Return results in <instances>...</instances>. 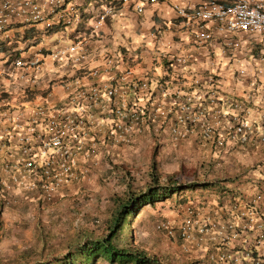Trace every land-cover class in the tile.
<instances>
[{
    "label": "built area",
    "instance_id": "obj_1",
    "mask_svg": "<svg viewBox=\"0 0 264 264\" xmlns=\"http://www.w3.org/2000/svg\"><path fill=\"white\" fill-rule=\"evenodd\" d=\"M161 1L0 0V191L51 204L61 191L88 182L110 148L146 134L207 147L217 159L240 153L252 163L238 177L205 200L185 203L177 221L158 220L154 231L176 244L184 263L264 264L263 70L251 76L246 97L230 89L244 70L227 78L215 70L192 75L188 83L161 77L151 86L116 49L84 75H39L46 58L54 68L83 67L94 53L88 45H101V28L121 5L141 13ZM171 9L195 46L223 39L219 55L239 45L233 36L264 39V0H201ZM52 27L57 40L48 50L41 36L46 41ZM52 87L60 89L57 99Z\"/></svg>",
    "mask_w": 264,
    "mask_h": 264
},
{
    "label": "rangeland",
    "instance_id": "obj_2",
    "mask_svg": "<svg viewBox=\"0 0 264 264\" xmlns=\"http://www.w3.org/2000/svg\"><path fill=\"white\" fill-rule=\"evenodd\" d=\"M65 33L70 37L67 31ZM41 37L44 45H54L57 40L56 34L48 35L46 41L43 35ZM102 41L100 33V42ZM246 68L243 64L240 70L246 72ZM155 69L161 72L163 67L158 65ZM260 69L258 62L255 70ZM209 73L214 72L210 70ZM247 74L237 76V81L242 82ZM252 75L257 74L255 72ZM190 77L192 75H186L184 80L188 83ZM58 78L59 75L56 74L54 79ZM149 82L152 86L151 78ZM153 138L146 134L133 139L131 145L110 148L101 157L98 169L85 183L86 186L83 184L61 191L51 204H41L32 195L8 203L0 200V264H39L36 263L39 260L47 261L63 254L68 239L79 231L84 230L95 237L101 235L111 198L121 196L126 182L132 190L142 189L147 181L146 172L152 159L159 173L178 174L183 184L193 179L234 178L238 169L252 163L251 159L240 153L229 155L230 157L220 159L227 163V170L224 169L226 171L222 175L219 172V161L213 158L209 148L195 143L171 145L170 137L166 134ZM228 159L232 161H227ZM255 173H259L258 168L249 172L251 175ZM225 183L227 186L230 181L227 179ZM198 190L195 189L196 194L194 191H184L180 197L191 201L202 193L199 190L197 195ZM181 203L174 202L171 198L152 207L140 208L134 217L127 219L123 235L130 237L132 245L153 258L157 264L184 263V257L176 244L154 231V224L158 220L172 222L179 219L180 208L185 204ZM96 264L107 263L99 260Z\"/></svg>",
    "mask_w": 264,
    "mask_h": 264
},
{
    "label": "crops",
    "instance_id": "obj_3",
    "mask_svg": "<svg viewBox=\"0 0 264 264\" xmlns=\"http://www.w3.org/2000/svg\"><path fill=\"white\" fill-rule=\"evenodd\" d=\"M200 1L162 0L156 4L144 5L141 13H135L128 5H121L112 17L106 19L101 28L103 39L100 42L101 45L95 43L88 45V50L94 53L91 59L82 65L83 67L69 64L63 68H54L50 59L46 58L45 71L39 75H84L88 69L99 65L103 55L106 56L109 51L116 49L122 54L125 65L130 67L136 76L146 79L161 77L170 79L171 77V81L179 79L181 82H186L184 76L202 75L210 70H215L223 78H227L242 69L245 64L248 74L242 82H234L230 89L235 94L246 97L250 90L251 76L255 73L258 62L264 72V39L259 40L253 36H233L232 38L236 39L239 45L235 49L225 51L224 55H219L220 43L223 39L207 47L195 46L190 39V30L183 26L182 21L175 16L171 5L195 6ZM104 47L106 54L101 51ZM52 48L53 45L47 43L46 49L51 50ZM177 57H188L186 65H183L185 67L174 66L172 60ZM158 65L163 67L161 72L155 69ZM51 71H57V73H50ZM261 81L263 82V79ZM224 86H228L226 81H224ZM254 89L255 99L259 100L261 97L258 96L259 90L256 89V85ZM59 90L57 87L53 88L52 97L54 99L60 97ZM258 100H256L257 104H260Z\"/></svg>",
    "mask_w": 264,
    "mask_h": 264
},
{
    "label": "trees",
    "instance_id": "obj_4",
    "mask_svg": "<svg viewBox=\"0 0 264 264\" xmlns=\"http://www.w3.org/2000/svg\"><path fill=\"white\" fill-rule=\"evenodd\" d=\"M57 31L58 29L56 27H52L47 29L45 33L51 35ZM0 51H5L4 47H0ZM149 136L156 137L155 135ZM217 160L219 161V172L223 175V172L227 170V163L224 160ZM229 160L231 159L227 161ZM243 168L238 169V171ZM239 175V172L235 173V177ZM146 178L147 181L142 189L132 190L129 183L126 182L121 196H114L111 198L110 206L107 208V217L104 221V230L101 235L95 237L84 230L79 231L76 235L68 239V242L64 246L65 249L63 254L52 257L47 261L39 260L36 263L96 264L97 261L102 260L107 264H157V262L145 252L135 248L131 243L130 237H127V240L125 235H123V227L125 223L128 224L127 219L134 217L140 208L152 207L154 204L163 203L171 198L174 202H182L181 205H183V202L188 203L190 201H186L185 197H180L184 191H194L193 193L196 194L195 189L202 190V193L199 195L198 190V196L192 198V200H205L209 195L215 193L217 188H220L222 184L225 183V180L232 179H193L183 184L180 181L181 176L178 174L159 173L156 170L153 159L146 172ZM26 196H31V194L19 193L17 195H12L0 191V200H5L6 203L22 200L21 198L26 199ZM37 201L43 204L42 201ZM37 235L39 236V234ZM125 239L127 241L124 243ZM122 244L124 245L122 246ZM186 264H189V262Z\"/></svg>",
    "mask_w": 264,
    "mask_h": 264
},
{
    "label": "clouds",
    "instance_id": "obj_5",
    "mask_svg": "<svg viewBox=\"0 0 264 264\" xmlns=\"http://www.w3.org/2000/svg\"><path fill=\"white\" fill-rule=\"evenodd\" d=\"M182 264H186V263H182Z\"/></svg>",
    "mask_w": 264,
    "mask_h": 264
}]
</instances>
